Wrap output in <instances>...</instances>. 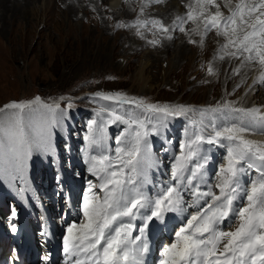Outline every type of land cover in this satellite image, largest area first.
I'll return each instance as SVG.
<instances>
[{"label":"snow or ice","instance_id":"obj_1","mask_svg":"<svg viewBox=\"0 0 264 264\" xmlns=\"http://www.w3.org/2000/svg\"><path fill=\"white\" fill-rule=\"evenodd\" d=\"M223 6L228 8L227 15L217 0H195V8L190 3L186 16H178L171 27L158 19L139 18L116 27H135L142 36L139 29L151 25L172 39L170 32L177 28L185 32L184 24L190 21L196 25L192 31L199 34L201 46L214 29L224 38L214 58L239 59L234 74L245 65L258 64L261 72L253 84H264V0H236L234 5L224 0ZM144 7L147 4L141 13ZM208 73L214 74L211 64ZM93 98L118 107L101 105L96 110L98 119L87 125V170L99 184L89 181L79 209L82 220L67 224L64 264H148L152 226L156 222L166 226L169 213L183 215L185 192L193 198L188 207L196 211L174 232L172 242L159 249L157 264H264V143L246 138L264 134V110L237 107L228 100L200 109L201 119L192 122L194 131L180 143V153L172 163V183L152 197L146 186L151 183L149 170L157 162L149 137L167 128L168 118L196 110L147 103L119 92L98 91ZM125 106L139 111H126ZM71 108V102L62 109L59 103L43 102L39 96L0 107V171L23 172L33 149L49 152L51 130L67 119ZM217 115L229 122L218 126ZM205 117H211L208 123ZM117 123L126 127L115 138L111 154L108 128ZM208 127L210 135L205 134ZM205 144L226 148L214 185L206 179L210 157L204 152ZM233 219L235 228L224 230L226 225L231 228ZM12 231H17L15 225Z\"/></svg>","mask_w":264,"mask_h":264},{"label":"rangeland","instance_id":"obj_2","mask_svg":"<svg viewBox=\"0 0 264 264\" xmlns=\"http://www.w3.org/2000/svg\"><path fill=\"white\" fill-rule=\"evenodd\" d=\"M20 1L19 6L25 9V13L14 15L11 20L7 12L1 10L7 7L6 4L0 3V107L13 101L32 100L37 96L46 103H59L62 109H66L71 102L67 119L51 130L50 145L54 149H63V146L69 145V141L77 144L76 150L81 149L89 121L98 119L96 110L101 105L118 107L111 102L94 99L98 91L119 92L147 103L187 106L198 110V113L200 109L214 107L225 100L235 103L250 91L244 88L250 77L245 78V83L242 82L239 87H234L240 79L239 73L234 74L231 65L239 59L225 55L224 59L229 58L232 62L222 63L224 59L214 58L217 56L214 48L207 50L206 56L197 50L192 39V29L196 25L190 21L184 24L185 32H180L178 28L172 30V39L165 38L151 25L139 29L142 36L137 34L135 27H116L117 23L130 24L137 18L157 19L151 12L153 14L156 7L163 3L166 5L171 0H160L158 3L156 0H121L120 7L114 10L108 8L107 0H44L43 6L41 0H19L14 1L15 5ZM179 1L186 13V2L188 5L194 4V0ZM147 3L149 5L141 13L142 5ZM33 7L38 8L36 16L32 12ZM182 14L178 13L177 17H182ZM173 22L162 21L166 27H171ZM208 34L217 36L214 29ZM220 38L223 40L222 36H217V39ZM153 40L159 43L154 45L149 42ZM209 56H212L214 65L205 62ZM210 64L213 65V75L208 73ZM252 65L247 69L240 68V73L250 75L253 67L260 68L258 64ZM254 92V96L262 99L260 92ZM262 105L258 103L255 106L262 108ZM125 110L139 111L128 106H125ZM182 117L179 121L175 120L177 117L168 118L167 128L161 129L157 137H149L150 143L158 140L166 143L170 130H174L173 133L182 142L189 135V127H192L189 125L192 117ZM198 117L201 118L200 115ZM68 119L69 128L65 127ZM210 119L204 118L206 121ZM215 122L222 127L229 121L217 115ZM177 126H181L180 130ZM125 127L119 123L109 126L108 149L111 154H114L116 147L115 138ZM223 162L218 161L217 166L220 167ZM83 190L80 192L81 199ZM68 194L69 190H65L62 199H66ZM62 204L65 205V202ZM189 210L192 212V209ZM183 223H186V218ZM232 227L235 228L234 224ZM164 237L163 244L169 241ZM38 246L40 250L43 249L39 243ZM158 251L154 249L151 253L155 261L159 259Z\"/></svg>","mask_w":264,"mask_h":264},{"label":"bare ground","instance_id":"obj_3","mask_svg":"<svg viewBox=\"0 0 264 264\" xmlns=\"http://www.w3.org/2000/svg\"><path fill=\"white\" fill-rule=\"evenodd\" d=\"M14 1H19V0H0V3L4 2L7 6L1 10H3V12L4 11L7 12V14L9 15V20H11L12 16L15 17L14 15H18L20 12H23V14L25 13V11H24L25 9H21V7L19 6L21 4V1H20V3L19 2L16 3V5H15ZM26 1H28V0H26ZM83 1L88 2L89 0H83ZM41 2H42V6H43L44 0H41ZM41 2H40V4H41ZM72 2L73 1H71V5L74 7V4H72ZM217 2L221 4V11L224 12L225 15H227L228 14L227 13L228 8H225L223 6L224 0H217ZM120 3H121V0H107L106 5H108L109 9L114 10L120 5ZM148 3H150V2H148ZM148 3H147V6L149 5ZM232 3L235 4L236 0H232ZM163 4H162V6L156 7L155 11H153V14L151 12V15L156 16L157 19L160 21H163V22H164V20L166 22L167 21H173V20L175 21L178 13H183L182 17H185L187 14L183 8L184 6L181 4V2L179 0H171L168 3H166V5H163ZM0 5H2V4H0ZM30 6H28V9L31 11V8H29ZM186 6H188L187 2H186ZM3 7H4V5H3ZM193 7L195 8V0H194ZM214 11L215 10H213V12ZM32 12H33L34 16H36V14L39 12L38 8L33 7ZM160 18H162V19H160ZM163 18H165V19H163ZM13 20H14V18H13ZM192 25H195V24L192 23ZM195 27L196 26H194L193 28H195ZM194 33H193L192 39L195 40L194 44L198 48L197 50L202 53V55L206 56L207 54L205 52L207 50L211 51L210 49L213 50V48L217 51L218 47L224 43V38H223V40H221V38L219 40V39H217V36H213L214 34H210V35L208 34V36L204 40L203 45L201 46L199 34L196 32H194ZM205 62H209V63L213 64L214 60L212 59V56H209L208 58H205ZM221 62L231 64L232 60H230L229 58H226V59L222 60ZM240 64H241L240 60L233 63L231 65L232 71L234 69L240 67ZM251 66H253V65L252 64L245 65L244 67H246L245 69H247V68H250ZM251 70L252 71H251L250 75L245 74V72H243V73L239 72L238 78L240 80H237V83L234 87H237L238 83H239L238 84L239 86L242 82L245 83V81H246L245 78L250 77V79L247 80V83L244 87V88L247 87L248 89H250V91L246 94L245 98L238 99L235 102V105L251 107V106H255L256 104L259 103V105L263 104L262 105L263 107L262 108H261V106H257V107H260L262 110H264V90L262 89V87H263L262 85H264V84H255V85L253 84V81L255 80V78H257V76H259V73L261 71H260V68L257 69L254 67ZM255 89L258 92H260L259 95L261 94V97L263 96L262 99H260V97L254 96V93H255L254 91H256ZM174 105H176V104H174ZM174 105H170V106H174ZM187 115H189L193 118H196L199 116V113H197L196 115H192L191 113H188ZM182 118H184V117L180 116V117L175 118V120L179 121ZM68 122H70L69 119L67 120V124H65V127H67V128L70 127ZM189 125L192 126V124L190 122H189ZM180 127L181 126H177V129L180 130ZM115 128H118V126H115ZM183 130H185V129H183ZM190 130H192V132H193L194 128L189 127V129L187 131L188 134H189ZM173 131L174 130H170V132L167 133V137L171 140L170 146L168 148H166V146H164V143H162L160 140L151 143L152 153H153L154 159L157 162V167H154L153 169L149 170V178L151 180V183L146 186V191L148 194L152 193L153 194L152 197H154L156 194L160 193L162 191V189L164 187H166L163 185V178H165L170 183L172 182V178H171L172 163L174 162L175 156L180 153L179 145L181 143V138L176 133H173ZM207 135H210V134H207ZM157 136H153V137H157ZM186 137L187 136H185L184 139ZM255 137L264 139V136L262 134H256ZM184 139H183V141H184ZM255 141L259 142V140H255ZM260 142L264 143L262 141H260ZM69 143L71 144L73 142L69 141ZM85 144H87L86 141H84V146L81 149L76 150V155H77L78 159L80 160L81 164H83L81 173H80V171H78V174L80 173L79 175H77V173H69L67 176V181H66V185L72 186L73 190L76 193H77L78 188L82 184H85L86 189H87L89 181H91V183L94 186L99 184V181L97 180V178L92 176L87 170V168H88V165L86 162L87 157L85 155V151L87 150V145L85 147ZM76 148H77V146H76ZM203 149H204V152L210 157L209 163L205 169L206 179H207L208 183H211L214 185L216 183V172L219 169L218 166L216 168V161L217 160H219V161L224 160V156L226 155V148H222V147L215 146V145L205 144V145H203ZM34 150L37 154H48L49 153V152L46 153V152L38 150V149H34ZM219 150L221 152H219ZM93 154H96V153L93 152ZM33 159H34L33 157L29 158V160H33ZM158 169L167 170L168 171L167 174L170 175V178L168 179L162 173H159ZM212 170H213L214 175H212V173H211ZM252 175L254 176L255 173H253ZM10 176L13 180H16L14 182L19 181V180H17V178L19 177V174L16 173L15 171H12V173H7L6 171H3V172L0 171V179L2 177L1 180H6L4 177L10 178ZM37 184H42V182H38ZM201 187L206 190V185L202 184ZM73 190L71 191L72 193L70 195V199L66 200V202H65L66 203V209L68 211H66V214L63 216H61L62 210L60 209V206L62 207V202H61V204H59L61 189L58 188L57 186H55L54 184L51 185L49 188V191H47L45 193L46 197L41 198V200H43V202L45 201L46 205H43L40 208L36 205V203L29 201L28 205L29 206L35 205V207H33L34 212L35 213L40 212V215H41L40 220H41L43 226H41V229H39L40 230L39 234L41 236V240L44 241V245H43L44 248L42 250V252H43L42 255H38V251L40 250V248L38 246H36V243L34 242V236H36V235H34V233H35L34 229H35L36 225H34V223H29V220H28L29 233H30L28 236L30 238V246H29L30 250H26L24 256L26 254H28L29 252H33V254L31 255V257L29 259H26V260L24 259L22 264H64V259H65L64 253H63V235L65 234L64 231H66L67 224L74 222L75 220L78 219L79 216L81 217V220H82V214H80V211H79L80 206L76 207V203H74L75 202L74 201L75 195L73 194ZM93 190L96 192H99L98 187H94ZM25 192L29 193V192H31V190L25 186ZM17 195L21 199H23V193L21 191H18ZM188 198H190V195H184L185 201ZM49 201H52V203L56 202L58 204L56 206H54L53 208H51L49 206V204H47V203H49ZM77 206H78V203H77ZM241 206H243V205L241 204ZM29 212H30L29 209H26L25 207H23L21 210L18 202H14L12 209H10L7 213H5L2 216V219L0 220L1 224H2L1 226L4 227V229H5L4 232H8L11 229L12 225H15L17 227V224H19V221H20V217L23 219L25 217H26V219H29V217H30V216H28ZM10 213H12V214L14 213L15 217H12L10 215ZM178 221H180V220H176V221L171 222L169 224V226L171 224L178 222ZM136 223L139 224L140 221L138 220ZM236 223H237V221L235 219H233L232 223H231V228H229L226 225L224 230L234 229L232 227V225L234 224V226H236ZM20 229H21V227H20ZM60 236H62V237H60ZM160 240H161V238L158 236L157 239L155 240V244L156 243L160 244ZM152 243L153 242H152V236H151L150 237L151 249H152V245H153ZM151 260L152 259H151V252H150L149 256L147 257L148 263L151 262Z\"/></svg>","mask_w":264,"mask_h":264}]
</instances>
